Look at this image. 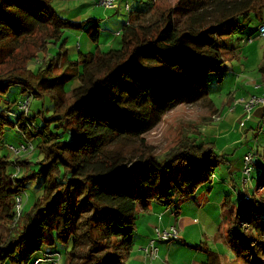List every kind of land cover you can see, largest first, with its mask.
Returning a JSON list of instances; mask_svg holds the SVG:
<instances>
[{
  "label": "trees",
  "instance_id": "1",
  "mask_svg": "<svg viewBox=\"0 0 264 264\" xmlns=\"http://www.w3.org/2000/svg\"><path fill=\"white\" fill-rule=\"evenodd\" d=\"M52 1L0 0V65L7 43L36 36L41 38L34 44L47 57L37 71L28 64L26 75L0 74V219L15 224L13 234L0 240V264H27L35 255H47L42 253L44 246L57 244L69 247L64 257L60 255L64 264H126L139 206L178 208L180 199L193 196L212 179L224 157L214 154L213 143L199 142L201 133L182 138L161 157L149 149L128 157L120 148L121 140L141 138L183 100L202 99L213 107L210 75L221 79L226 63L237 58L232 34L239 17L248 18L254 10L249 0H209L177 25L174 9L159 12L157 0H146L149 8L131 14L117 32L118 49L80 55L83 74L79 85L67 92L69 75L58 74L60 62L62 67L76 63L69 62L64 45L58 57L47 54L48 45L60 40L70 22L56 16ZM262 10L255 12L260 25H264ZM87 31L98 43V22ZM260 72L264 75V67ZM12 87L24 95L15 111L14 104L2 106ZM46 95L55 112L41 127L30 110L26 118L19 107L28 96L33 100ZM52 122L64 129L69 141L50 131ZM8 126L18 131L21 142L33 145L38 139L45 156L38 169L32 170L28 159L3 154ZM14 164L21 167V175L14 176ZM255 166L262 168L259 187H264V161L255 160ZM37 180H41L39 198L16 221V199ZM244 196L229 211L226 237L233 248L253 238L243 225L249 220L247 213H257L255 233L264 226V203Z\"/></svg>",
  "mask_w": 264,
  "mask_h": 264
},
{
  "label": "rangeland",
  "instance_id": "2",
  "mask_svg": "<svg viewBox=\"0 0 264 264\" xmlns=\"http://www.w3.org/2000/svg\"><path fill=\"white\" fill-rule=\"evenodd\" d=\"M208 1L157 0L156 8L159 12L174 9L175 21L179 25L189 13L198 9L200 5ZM96 2L94 0H53L51 2L56 16L65 22H70L69 26L63 28V34L60 40L48 45L49 52L47 54L55 58L58 57L61 47L64 45L63 48L68 53L69 62L76 63L75 66L68 64L62 67L63 62H60L58 74L64 73L69 75L66 83L67 92H71L79 85L80 76L83 74L80 55L95 54L98 49L102 53L108 52L111 49H118L120 47V37L117 36V32L128 23L131 14L137 11H146L149 8L146 0H120L117 2V8L112 9L99 6ZM126 4L129 5L130 12L126 10ZM249 4L254 11H251L248 18H244L243 16L239 17L238 27L232 34V43L236 49V54L242 60V64L245 62V57L249 59L245 66L248 70L254 72L253 76L255 77V74H260V71L257 70V64L264 58V38L257 37L258 34L256 31L259 28V24L255 12L260 14V11L263 9L264 21V0H249ZM95 22L99 24L100 39L98 43L90 38L87 31ZM40 38L41 36H36L35 38L32 37L20 42L7 43L3 50L5 57L0 65V74L9 75L10 73H15L26 75V66L28 64L30 70L37 71L41 62L46 61L47 58L43 53L44 49L34 44L36 39ZM249 38L253 40L248 42ZM36 56L37 59L30 62ZM235 67L236 64L232 62L226 63L223 68L225 78L223 82L222 78H218L215 74L210 75L209 96H218V92L222 91L225 94L223 97L227 99L228 94L231 92L230 87L234 83L233 78L237 72V69L235 71ZM23 99L24 95L20 93L19 89L12 87L8 95L3 97L2 106L7 108L9 105L14 104L15 106L12 110L15 111L16 103L22 102ZM214 109V106L211 107L202 99L196 101L183 100L173 110L167 112L158 124L141 138L121 140L120 148L123 154L128 157L138 156L148 149L156 156L161 157L164 153L180 143L182 138L187 136L196 137L198 133H201L202 137L199 139V142L202 140L211 141V138L214 141H218L219 146L213 147L214 154L219 157H225L228 160V162H224V160L220 161L214 169V175L217 176V181L213 188V197H215V194H219L218 196L220 197L217 201L219 206L205 205L203 207L190 208L189 206L182 205L181 210L177 209L174 205L161 206L162 209H169L171 211L164 217L163 225L166 226L171 222L176 223L173 226L179 231V239L169 243L159 242L157 240L156 244L159 243V254L163 258L166 256L169 257V264H192V262H203L204 264H264V226H261L260 233H255V230L252 228L257 213L246 214L249 220H246L243 224L247 227H243H246V229L249 227L247 230L253 233V238L237 243V248L240 249V253L235 251L237 250L236 247L233 248L230 246L226 237L228 220L230 218L229 211L238 202L237 196L239 190H244L247 195L255 196L257 200L264 203V187H259V182L263 175L261 167L255 166L253 168L251 179L246 185L247 189L243 188L242 184L241 189L239 187L232 189V185L229 182L231 175H234L235 179L239 175L240 167L238 162L240 156L248 150H251L255 145L260 148L264 147V119L260 120V122H257L255 119L251 123L248 120L244 122L245 124L237 125L225 120L227 127L224 125L219 130L217 124L219 113H215ZM54 112L55 105L50 96L46 95L42 98H33L30 106V116L34 118L38 126L42 127L47 121H50L54 116ZM221 115L224 116L225 113ZM251 124L253 128H250ZM56 125L58 124L52 122L50 131L60 134L61 140L69 141L70 136L68 134L63 135L64 129H58ZM4 134L6 148L3 154L7 153L13 159L7 150V145L19 146L21 136L15 128L9 126L5 129ZM217 138H220V140ZM221 143L227 148L225 152L223 151V154L220 153ZM33 145L35 152L27 154L23 158L30 161L32 170H36L39 168V162L45 156L38 149V139H34ZM224 178H227V183L222 181ZM40 181L30 182L25 192L22 193L21 206L23 213L29 211L33 203L39 198L41 192L39 188ZM257 188L258 190H256ZM255 190L256 194L254 193ZM226 192H228L229 196H225ZM226 199L228 201L225 205ZM177 212H180L178 218L176 217ZM1 214L2 208L0 206ZM1 217L3 218V216ZM2 218L0 219V240L7 238L9 234H13V225ZM140 219L141 216L137 214V227ZM180 224L183 227L182 229ZM183 232L185 235H183ZM68 249L69 247L67 245L57 244L53 248L44 246L42 253L47 255L59 254L64 257ZM39 257L40 255H35L27 264H34V261ZM6 264L13 263L8 261ZM61 264H64V262Z\"/></svg>",
  "mask_w": 264,
  "mask_h": 264
},
{
  "label": "crops",
  "instance_id": "3",
  "mask_svg": "<svg viewBox=\"0 0 264 264\" xmlns=\"http://www.w3.org/2000/svg\"><path fill=\"white\" fill-rule=\"evenodd\" d=\"M97 0H94L96 2ZM97 3V2H96ZM260 25V24H259ZM237 55V54H236ZM52 56H50L51 58ZM249 59L245 57V62L242 64V60L239 58L237 55V58L234 59L232 63L236 64L235 71L237 69L236 75L234 76V83L230 87L231 92L228 94L227 99L224 98L223 96L225 95L222 91L218 92V96L212 95L210 96L211 101L213 102V106L215 107V111L219 113V117L217 118L219 130L222 129V127L225 124V120L229 121L230 123H235L237 124H243L244 122V115H243V107L241 104H239V101L242 99H248L251 96H260L263 91V84H264V75L260 72V74H255V77L253 76V73L251 70H248L246 68V63H248ZM238 62V63H236ZM264 67V58L262 61L257 64V70L260 71V69ZM225 80L224 75L222 77V82ZM246 92V93H245ZM225 113V115H221ZM257 120V122H260V120L264 119V108L262 107H257L253 111V116L250 119V123L253 120ZM245 124V123H244ZM247 124V123H246ZM241 126V125H240ZM227 127V126H226ZM245 127V126H243ZM250 128H253V125H250ZM244 130V129H243ZM247 137V134H246ZM220 140V138H217ZM225 140V139H224ZM207 141V140H206ZM208 142L213 143L215 147L219 146L218 141H214L211 138V141L209 140ZM227 142V141H226ZM220 153L223 154V151L225 152L227 148L224 147V144H220ZM262 149V150H260ZM229 150V148H228ZM253 152L256 154V161L261 162V160L264 161V147L260 148L257 145L255 147H252L251 150H248L244 154H242L239 158V175L237 179H235L234 175H231V178L229 182L232 185V189H235L236 187H241L242 184V168H243V159L244 156L249 153ZM261 157V158H260ZM224 162H228L227 159H222ZM251 179V177H250ZM249 179V180H250ZM217 181V176L214 175L213 171V176L212 179L205 184L204 186H201L197 192L193 196L185 197L180 199L178 202V208L181 210L182 205L183 206H189L190 208H195V207H203L205 205H212V206H219L217 201L220 196L219 194H215V197H213V191H214V186ZM224 183H227V178H224L222 180ZM221 182V181H220ZM259 188V187H258ZM258 188L256 190H258ZM241 189V188H240ZM243 189V188H242ZM247 189V187H245ZM256 190L254 193L256 194ZM242 191V192H241ZM247 193L244 192V190H239L238 192V202L234 206L235 207L238 205V203L241 201L242 196L246 195ZM250 195V194H248ZM225 196H229L228 192H226ZM251 197V195H250ZM227 198V197H226ZM163 205L152 203L149 204L147 207L139 206L137 210V214L141 216L140 221L138 222L139 225L137 227L136 224V233L134 235L133 239V246L130 252V255L128 256L126 260V264H169L170 263V258L163 256H160L159 254V247L158 244L155 242V248H157V257L155 260H150L145 258L143 253L141 252V249L144 247L149 246L150 242L154 239V231L155 228H159L160 230H165L169 226H173L176 223H170L166 226L163 225L164 217L169 214V209H162ZM232 206V207H233ZM165 207V206H164ZM162 209V212H161ZM171 212V211H170ZM180 212H177L176 217L178 218V215ZM162 216V217H161ZM170 217V216H169ZM181 229L183 228L182 225L180 224ZM180 229V230H181ZM183 235L185 233L183 232ZM162 242V241H159ZM236 251V250H235ZM237 252V251H236ZM238 253V252H237ZM160 256V257H159ZM41 258V255L38 259ZM36 259V260H38ZM63 259H61L62 263ZM192 264H204L198 263V262H192Z\"/></svg>",
  "mask_w": 264,
  "mask_h": 264
},
{
  "label": "built area",
  "instance_id": "4",
  "mask_svg": "<svg viewBox=\"0 0 264 264\" xmlns=\"http://www.w3.org/2000/svg\"><path fill=\"white\" fill-rule=\"evenodd\" d=\"M120 0H98L97 5L102 6L106 9L117 8V2ZM126 10L130 12V7L126 4ZM119 34V33H118ZM258 38H264V25H260L258 28ZM253 39H249L248 42H251ZM32 102V97L28 96L26 100L20 105L19 110L26 116L29 114L30 105ZM239 104L243 107V115L246 118L245 121L251 119L253 111L257 107L264 108V90L260 96H251L248 99H242L239 101ZM243 122V123H244ZM8 152L14 158H22L23 156L30 154L34 151V147L28 141L20 142L19 146L15 147L13 145H7ZM256 160V154L253 152H249L244 156L243 159V168H242V187L245 188L249 182L250 177L253 173L254 162ZM15 174L14 176L21 175L22 169L17 164H14ZM244 198L249 199V195H245ZM22 197H18L16 199V221L21 217L23 213ZM15 224H13V227ZM178 229L175 226H169L165 230H160L159 228H155L154 231V239L150 242L149 246L141 249V252L145 256V258L155 260L157 257V248H155V242L157 240L169 243L171 241L179 239L178 237ZM61 264V256L59 254L53 255H44L40 259H38L35 264Z\"/></svg>",
  "mask_w": 264,
  "mask_h": 264
}]
</instances>
